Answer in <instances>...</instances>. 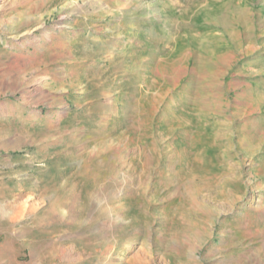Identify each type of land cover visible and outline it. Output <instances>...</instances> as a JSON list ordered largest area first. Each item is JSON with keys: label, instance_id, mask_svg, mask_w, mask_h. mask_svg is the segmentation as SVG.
<instances>
[{"label": "rangeland", "instance_id": "374dc122", "mask_svg": "<svg viewBox=\"0 0 264 264\" xmlns=\"http://www.w3.org/2000/svg\"><path fill=\"white\" fill-rule=\"evenodd\" d=\"M0 264H264V0H0Z\"/></svg>", "mask_w": 264, "mask_h": 264}, {"label": "bare ground", "instance_id": "6f19581e", "mask_svg": "<svg viewBox=\"0 0 264 264\" xmlns=\"http://www.w3.org/2000/svg\"><path fill=\"white\" fill-rule=\"evenodd\" d=\"M51 205H52V208L55 209V210L58 209V207H60V206H58L57 203H54V204H51ZM53 209H52V210H53ZM61 210H62V209H61ZM49 212H50V211H49ZM55 213H56V212H55ZM52 214H53V213H52ZM57 214H58V213H57ZM57 217H58V216H57ZM59 217H61V216H60V213H59ZM52 218H54V217H52ZM56 219H57V218H56ZM71 252H72V251H71ZM79 253H80V252H79ZM65 254H66V253H65Z\"/></svg>", "mask_w": 264, "mask_h": 264}]
</instances>
